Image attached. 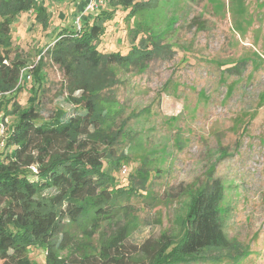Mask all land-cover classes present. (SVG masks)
Returning a JSON list of instances; mask_svg holds the SVG:
<instances>
[{"label": "rangeland", "instance_id": "374dc122", "mask_svg": "<svg viewBox=\"0 0 264 264\" xmlns=\"http://www.w3.org/2000/svg\"><path fill=\"white\" fill-rule=\"evenodd\" d=\"M43 1L50 12L48 27L36 20L34 10L14 17L4 64H26L6 97L15 96L26 107L41 83L39 110L47 118L58 109L72 112L74 105L67 97V77L46 46L61 28L76 30L83 8L82 0ZM151 1L158 6L132 18L118 7L98 47L126 52L135 28L160 34L167 46L168 53L147 67H115L116 81L104 93L114 100L106 105L112 131L122 130L117 154L124 157L115 171L116 185L136 187V193L118 196L112 217L85 220L71 227L70 235L78 245L98 249L125 231L121 251L130 260L147 241L152 247L164 234L182 235L188 190L218 178L225 186L221 216L234 247L224 255L236 256L188 264H264V0ZM114 8L112 2L103 11ZM100 12L83 16L81 27ZM231 66L237 69L226 73ZM24 72L30 74L25 81ZM2 118L3 109L0 159L7 151V128L10 132L15 121L8 116L5 124ZM29 257L44 264L45 251L32 247ZM133 259L127 264H148L147 254Z\"/></svg>", "mask_w": 264, "mask_h": 264}, {"label": "trees", "instance_id": "16d2710c", "mask_svg": "<svg viewBox=\"0 0 264 264\" xmlns=\"http://www.w3.org/2000/svg\"><path fill=\"white\" fill-rule=\"evenodd\" d=\"M112 2L113 10H102L80 31L63 27L47 43L46 53L67 77V97L74 108L72 112L55 110L45 118L39 110L44 89L41 83L37 96H30L26 107L15 96L6 97L26 64L18 60L19 64L9 67L4 60L10 58L14 17L34 10L36 20L47 28L50 12L43 0H0V105L5 124L6 117H15L10 132L5 125L7 151L0 159V264H35L29 257L32 247L44 249V264H127L138 254H147L148 264L219 263L229 259L224 250L234 248L221 216L225 186L218 178L188 190L182 235L174 238L164 234L152 247L147 241L130 260L121 251L126 245L125 231L104 240L98 249L89 243L78 245L70 235V228L85 220L94 219L95 223V219L112 217L118 196L136 193V187L116 185L115 171L124 157L117 154L122 130L118 134L112 131L106 105L114 100L104 96L116 81L114 68L141 69L168 53L163 36L136 28L126 52L99 50L106 22L118 7L132 18L158 6L151 0ZM234 69L237 66L224 71L231 73ZM29 75L24 72L23 80ZM141 178L147 181L148 173ZM243 255L238 254L236 260ZM235 256H228L229 260Z\"/></svg>", "mask_w": 264, "mask_h": 264}, {"label": "built area", "instance_id": "2783aa9c", "mask_svg": "<svg viewBox=\"0 0 264 264\" xmlns=\"http://www.w3.org/2000/svg\"><path fill=\"white\" fill-rule=\"evenodd\" d=\"M111 1L112 0H85L82 12L80 13V15L76 16L75 19L77 29L79 31L82 29L81 22L83 20V16H85L89 12L104 10L110 5ZM1 127L3 128V125H1ZM32 169L36 171V167L32 166Z\"/></svg>", "mask_w": 264, "mask_h": 264}, {"label": "crops", "instance_id": "0c3cea01", "mask_svg": "<svg viewBox=\"0 0 264 264\" xmlns=\"http://www.w3.org/2000/svg\"><path fill=\"white\" fill-rule=\"evenodd\" d=\"M75 3H77V4H78V3H79V1H78V0H75V1H74V4H75ZM84 3H85V0H82V2H81L82 6H84Z\"/></svg>", "mask_w": 264, "mask_h": 264}]
</instances>
